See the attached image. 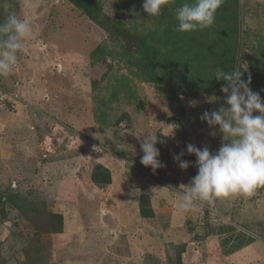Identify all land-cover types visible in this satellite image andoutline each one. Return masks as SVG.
<instances>
[{"label": "rangeland", "instance_id": "374dc122", "mask_svg": "<svg viewBox=\"0 0 264 264\" xmlns=\"http://www.w3.org/2000/svg\"><path fill=\"white\" fill-rule=\"evenodd\" d=\"M95 1L108 26L71 0H0V24L15 13L34 31L0 77V264H264V246L231 256L264 240V187L191 213L168 187L197 174L173 154L194 162L187 144H221L218 127L201 120L223 105L217 68L239 69L264 94V0H231L240 13L234 60L215 26L177 30L184 0L157 17L143 0ZM149 134L165 141L156 147L166 167L155 174L140 163ZM97 165L110 173L104 182L95 170L103 186Z\"/></svg>", "mask_w": 264, "mask_h": 264}, {"label": "clouds", "instance_id": "9594fccd", "mask_svg": "<svg viewBox=\"0 0 264 264\" xmlns=\"http://www.w3.org/2000/svg\"><path fill=\"white\" fill-rule=\"evenodd\" d=\"M174 2L143 0L142 9L147 16L157 17L165 6ZM223 3L224 0H184L176 12L177 30L189 33L211 27ZM33 35L32 25L15 13L9 14L0 24V77H7L13 72L18 52L24 50L25 42ZM214 77L216 81L224 82L220 88L225 94L223 105L216 110L205 111L201 120L211 129L218 127L222 134L219 148L210 151L208 146L198 148L187 144L186 153L195 155L194 162L182 159L184 151L173 154V160L181 170L190 166L197 169V174L187 185L168 186L180 189L176 206L183 213L196 212L216 200L251 197L264 187V99L251 89V77L245 81L243 73L237 68L231 71L217 68ZM213 98H209L208 102H213ZM189 103L194 107L197 102ZM210 134L215 137L217 132ZM158 143L165 141L151 134L143 136L140 143L143 152L140 163L151 168L154 174L157 169L166 167L159 159Z\"/></svg>", "mask_w": 264, "mask_h": 264}, {"label": "trees", "instance_id": "16d2710c", "mask_svg": "<svg viewBox=\"0 0 264 264\" xmlns=\"http://www.w3.org/2000/svg\"><path fill=\"white\" fill-rule=\"evenodd\" d=\"M77 3V5L83 10V12H85V14L94 22L100 24L101 26H108L109 24H107L110 19L103 13L102 11V7L100 6V4L98 2H96L95 0H71ZM237 1L236 3H232L231 0H224V3L221 5V7L217 10L216 12V16H215V23L213 24V27L215 26L216 29L213 30L212 32H214L218 37H226V41L224 42V44L221 45V43L219 44L220 46H225V52L227 54H224L226 56H228L231 60H234V52L237 51V43H236V39H237V33H238V20H239V16L240 13H238V9H237ZM198 32H196L195 34H197ZM212 40V42L210 41L209 44L210 46L214 47L216 45L215 40L214 39H210ZM140 46L141 48L143 47V49L146 52H149L150 47L148 46V44L146 43V41L141 38L140 39ZM210 48V50H214V48ZM200 50V47H197V51ZM219 50V49H218ZM222 50V51H223ZM202 54V53H201ZM217 55V53L215 54ZM197 61L201 60L200 56L197 55L196 56ZM263 77H261V81L264 83V74L261 75ZM258 93L261 95L262 99H264V94L261 91V88H259ZM93 178L96 184L103 186L104 183H101L102 181L99 180V178L95 175V172H101L103 171V174H106L105 180L104 182H108L110 179V173L109 170L107 168H105L102 165H97L94 169H93ZM96 170V171H95ZM140 214L142 216H149L151 215L148 214L142 205H140ZM55 216H57L59 218V222L60 225L62 224L61 221V215L56 214ZM57 231V230H56ZM58 232V231H57Z\"/></svg>", "mask_w": 264, "mask_h": 264}, {"label": "crops", "instance_id": "0c3cea01", "mask_svg": "<svg viewBox=\"0 0 264 264\" xmlns=\"http://www.w3.org/2000/svg\"><path fill=\"white\" fill-rule=\"evenodd\" d=\"M261 240H263V239H259V240H255V241H253V242H251V243H249L248 245H246V246H244L243 248H241V249H239L238 251H236V252H234L231 256H240V254L241 253H243V254H245V252H246V247H247V249H249V248H255V249H261V248H263V246H264V243L261 241ZM264 241V240H263ZM237 253V254H236Z\"/></svg>", "mask_w": 264, "mask_h": 264}]
</instances>
